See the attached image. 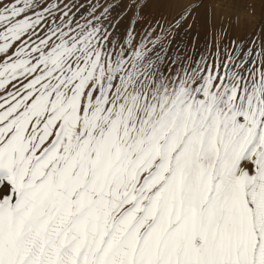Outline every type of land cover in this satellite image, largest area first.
Segmentation results:
<instances>
[{"label":"snow or ice","instance_id":"snow-or-ice-1","mask_svg":"<svg viewBox=\"0 0 264 264\" xmlns=\"http://www.w3.org/2000/svg\"><path fill=\"white\" fill-rule=\"evenodd\" d=\"M204 8L0 0V264H264V26Z\"/></svg>","mask_w":264,"mask_h":264},{"label":"rangeland","instance_id":"rangeland-1","mask_svg":"<svg viewBox=\"0 0 264 264\" xmlns=\"http://www.w3.org/2000/svg\"><path fill=\"white\" fill-rule=\"evenodd\" d=\"M188 0H159V13L171 18ZM204 27L199 40L211 44L223 26L234 39L249 35L254 29L264 26V0H236V6L224 4L223 0H205L202 16L198 18Z\"/></svg>","mask_w":264,"mask_h":264}]
</instances>
